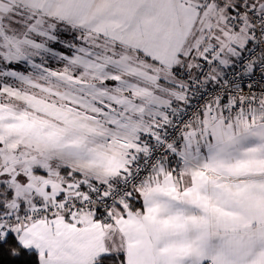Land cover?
<instances>
[{"label":"snow or ice","instance_id":"6c2138e0","mask_svg":"<svg viewBox=\"0 0 264 264\" xmlns=\"http://www.w3.org/2000/svg\"><path fill=\"white\" fill-rule=\"evenodd\" d=\"M0 264H264V0H0Z\"/></svg>","mask_w":264,"mask_h":264}]
</instances>
